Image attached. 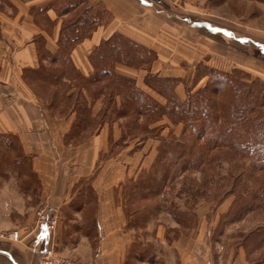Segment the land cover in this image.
I'll use <instances>...</instances> for the list:
<instances>
[{
	"label": "crops",
	"instance_id": "0c3cea01",
	"mask_svg": "<svg viewBox=\"0 0 264 264\" xmlns=\"http://www.w3.org/2000/svg\"><path fill=\"white\" fill-rule=\"evenodd\" d=\"M8 1L11 7L6 8L7 10L0 8V18L5 22L3 30L10 28L14 32L11 40L2 35L0 37V231L18 229L20 238L17 241L0 240V264H39L38 254L46 247H53L59 253H71L83 264H123L124 252L129 249L133 240L124 233L125 216L117 205V198H103L102 155L107 146L109 125L102 123L87 141L79 146L73 145L72 148H79L80 153L72 154L71 173L66 172V166L62 173L57 172L61 150L70 152L62 139L75 116L71 113L58 118L45 114L42 107L44 104L32 95L21 79L22 67L38 65L36 43L31 36L33 33L35 36L42 35L47 51L53 54L57 50L56 42L61 24L69 21L71 11L74 13L87 7L85 15L88 18L94 17V29L69 52L73 65L83 75H88L93 70L88 59L90 50L114 33H121L152 48L157 53L153 70L161 75L173 74L171 71L178 66L175 64L176 56L185 68L202 59L208 66L229 70L237 62L234 56L223 58L226 56L222 51L226 43L236 42L241 49L253 45L263 54L264 42L202 21L200 26L206 31L202 34L203 41L197 40L195 44L189 42L190 46L183 42L175 44L166 36L163 22H156L154 19L156 9L153 0ZM33 6L39 7L51 24L49 33L33 22L30 15V8ZM8 18H13L14 23ZM1 26L2 23L0 29ZM215 38H220L224 46L220 44L210 50L204 49L212 46L205 42H213ZM201 49L202 55H199ZM178 68V75L183 74V66L179 65ZM116 69L121 73L131 72L122 65H117ZM102 104L100 96L92 104V116L101 111ZM115 126H110L114 140L117 139ZM150 144L146 150L148 154L152 153ZM143 147L131 154L136 156ZM130 150L131 148L126 151L127 156H131ZM22 160H27L31 172L39 181V198H30L19 187ZM127 164L130 169V160ZM81 180H89L97 198H75L80 188L86 184H79ZM89 206L92 208V216L85 214ZM41 208L56 213L57 223L53 232H43L37 223L35 212ZM65 209L69 214L64 213ZM90 217L89 223L87 221Z\"/></svg>",
	"mask_w": 264,
	"mask_h": 264
},
{
	"label": "trees",
	"instance_id": "16d2710c",
	"mask_svg": "<svg viewBox=\"0 0 264 264\" xmlns=\"http://www.w3.org/2000/svg\"><path fill=\"white\" fill-rule=\"evenodd\" d=\"M86 11L81 8L61 24L53 54L47 51L44 37L36 36L38 66L23 71L27 83L33 81L41 88L54 85L64 89L59 97L64 103L62 108L75 116L65 134L66 141L73 139L77 143L97 131L102 123L114 122L121 132L112 144L120 146L129 138L138 140L139 145L145 139H154L153 164L148 169L142 168L141 173L148 174V178L129 186L126 196L136 200L152 198L180 161L181 170H200L202 182L213 186V195L220 201L232 196L229 209L220 215L212 233L221 235L227 224L241 220L250 212H264V79L237 68L221 70L198 64L191 83L186 84L184 76L154 71L157 53L121 33L102 39L90 50L88 59L93 70L83 75L73 65L69 52L94 29V17L88 18ZM30 12L50 24L39 7H31ZM117 65L143 70L141 85L136 77L117 71ZM204 77L203 84L198 85ZM180 84L183 93L177 90ZM100 96L101 111L92 116V104ZM178 126L179 135L190 142L178 141ZM164 128L166 133L162 132ZM109 136L112 139L110 131ZM223 161L228 164L227 170L220 174L216 167ZM156 172H160L159 179L154 177ZM75 198H94V194L82 186ZM153 210L152 206H141L133 214H127L134 215L137 225L142 226ZM177 215L176 219L181 221L182 215ZM139 245L132 242L123 264L153 259ZM235 245L245 249L252 264H264V249H261L264 225L251 234L240 235ZM255 250L257 253H253Z\"/></svg>",
	"mask_w": 264,
	"mask_h": 264
},
{
	"label": "rangeland",
	"instance_id": "374dc122",
	"mask_svg": "<svg viewBox=\"0 0 264 264\" xmlns=\"http://www.w3.org/2000/svg\"><path fill=\"white\" fill-rule=\"evenodd\" d=\"M153 1L156 9L153 13L154 19L156 22H163L162 25L166 26L164 27L166 36L171 42H175V44H177L176 42H183L185 45L188 44L190 46L189 42H194L195 44L197 40L203 41V32L206 33V31L200 26L202 21H208L218 26L226 27L233 30L236 34L248 35L255 40H261L264 42V0ZM8 7H11L8 2L0 0L1 9H8ZM80 7H82V5ZM71 13H73V11H71ZM30 15L35 18L33 19V22L37 23L41 29H44L46 33L50 32L51 24H45L43 20H40L39 16H35L32 13H30ZM8 19H10L11 23H14V20H12L13 18ZM0 23H2L0 37L2 35L3 37L5 36L6 39L9 38L11 40L14 36V32L10 30V28L3 30L5 22L2 21L1 18ZM196 23L198 24L196 25ZM198 25L199 27H197ZM16 28L18 29V27ZM29 34L30 31L28 35ZM35 37L36 36L33 33L31 38L34 39ZM199 43L203 44V42ZM205 43L207 45L210 43L212 46L205 48L202 46L200 47L204 49L209 48L210 50V48H214L220 44L224 46L220 38H215L213 42ZM229 43L230 44L226 43L225 49L222 50L226 56H222L223 58H229L230 56L236 58L235 61L237 64L231 68L245 70L252 76H258L264 79V53L262 54L259 52L253 45L250 48L241 49L238 43ZM242 48H244L243 45ZM201 51H203V49H201L200 52ZM199 55H202V52ZM193 57H196V55ZM248 57H250V59H248ZM176 59L177 63L175 64H178V66L182 65V72L184 73L178 75V72L180 71L179 68L177 69V66L171 71L173 72L171 76H184L183 78H185L186 84L191 83L193 77L192 74L197 65L205 64V62L200 59L195 65H190L188 68H185L183 63L181 64L179 57L176 56L175 60ZM43 64L46 65V62L44 61ZM124 67L131 70V72H124L125 74L136 77L138 83L141 81L144 74L143 70H137L129 66ZM153 67H155V65H153ZM24 68L26 67H22L21 69V79L27 85V88L32 95L36 96V98L44 104L42 107L45 110V114L52 115L51 111H54V115L52 116L60 118L72 113H69L68 109L64 110V108H62L64 107V103L59 100L64 89L60 90L59 86L54 85L47 86V88H41L33 81L27 83L23 77ZM247 68H250L251 70ZM205 79L206 78L204 77L198 85L203 84ZM182 88L183 87L180 84L178 85L177 90L180 93H183ZM61 112L64 113L62 114ZM158 123L162 122L160 121ZM71 124L72 123H70L69 128L71 127ZM108 125L109 131H111V127L112 125L115 126V123H109ZM116 125L115 134L118 139L121 127H119L117 123ZM137 131L140 132L139 134H143L142 130L137 129ZM179 131L180 128L178 126L176 131L178 141H189V138L179 135ZM162 132L166 133L167 128H164ZM62 141L66 148H70V152L66 153L61 150L59 155L61 160L59 164H57V172L62 173L66 166V172L68 171L71 173L73 168L70 166L72 154L80 153L78 150L79 148L74 150L72 147L73 145H81V143L87 141V138H81L76 143L73 139L66 141L64 136ZM112 142L114 143V139L113 137L111 139L109 136L107 139V146L103 149L102 155L103 198H117V205L120 206V209L125 216V225L123 228L124 233L126 232L125 234H128L129 237L132 238V242L135 241L140 244V249H144L148 254L153 256L152 260H135L134 264H154L153 262H155V264H252L247 260L245 249L242 246L236 247L235 240H237L240 235L251 234L253 230L264 225L263 211L257 210L250 212L241 220L227 224L221 235H218L217 232L212 233L218 224L220 215L229 209L232 202V196L225 197L224 200L220 201V198L216 197L215 194L213 195V186L211 187V184H204V182H202L200 170H181L180 161L170 171L168 178L161 185L155 196L152 198L136 200L137 198H132L130 193L131 197H128L126 196V193L129 186L147 180L148 174L144 175L145 173H143L142 175L141 173L143 169H148L153 164L155 158V146L153 143L156 144V141L148 138L143 142H140L138 145V140L128 138L122 142L120 146L116 143L112 144ZM149 143H151L149 148L152 150V153L150 154L146 151ZM144 145L146 146L143 147ZM142 147L143 149L136 153V156L131 154L133 151H138ZM130 148L131 150L129 154L131 156H127L128 154H126V151H129ZM145 151L147 153H144ZM141 152L143 155H140L142 154ZM129 160L132 163L130 169L127 168L128 164L126 165ZM22 162L19 187L22 192L24 191L29 194L30 198H39V181L31 172L27 160H22ZM227 165L228 164L223 161L217 165L216 169L220 174H225ZM125 167L127 168L126 170ZM139 174L141 178H138ZM154 177L159 179L160 172H156ZM83 182L86 183L83 186H85L86 189L88 188L94 194L89 185V180H82L79 184ZM139 190L140 188L138 186V192ZM144 190L146 189L144 188ZM94 198H97V195H94ZM127 198H130V200L127 201ZM141 206L154 207V210L148 215V217H146L142 226L137 225L134 220V215L131 216L130 214H127L129 212L133 214L134 211H136V208ZM91 211L92 208L89 206V208L86 209L85 214H91ZM64 213L69 214L67 209L64 210ZM179 213L180 216L182 215L181 221L175 217L176 214L179 216ZM90 216H92V214ZM36 221H38L37 218ZM89 221H91V217L87 222ZM133 221L135 222L134 224ZM13 230L17 231L18 236L16 239H9L8 237L4 238L1 236H4ZM118 233H121V231H118ZM19 238L20 232L18 229H3L0 231V240L17 241ZM261 249H264V247ZM257 251L258 250H255L253 253H257ZM55 252L68 260H76L83 264L81 260L71 253ZM261 252L262 251L259 253ZM125 254L126 251L124 252V261ZM39 258L38 254V263L41 264Z\"/></svg>",
	"mask_w": 264,
	"mask_h": 264
},
{
	"label": "built area",
	"instance_id": "2783aa9c",
	"mask_svg": "<svg viewBox=\"0 0 264 264\" xmlns=\"http://www.w3.org/2000/svg\"><path fill=\"white\" fill-rule=\"evenodd\" d=\"M37 223L42 227L43 232H53L56 228L57 215L45 208L38 209L36 211ZM7 235V236H5ZM4 238L16 239L18 234L16 230L5 234ZM39 259L41 264H81L76 260H68L61 255H58L53 247H46L39 253Z\"/></svg>",
	"mask_w": 264,
	"mask_h": 264
}]
</instances>
